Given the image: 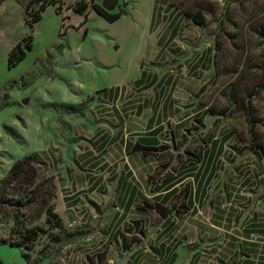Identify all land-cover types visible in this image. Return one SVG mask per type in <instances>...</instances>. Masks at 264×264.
Here are the masks:
<instances>
[{
  "label": "crops",
  "instance_id": "obj_1",
  "mask_svg": "<svg viewBox=\"0 0 264 264\" xmlns=\"http://www.w3.org/2000/svg\"><path fill=\"white\" fill-rule=\"evenodd\" d=\"M133 1L117 19L131 14V19L124 24V34L133 37L136 45L131 59L136 69L132 75L130 70L123 71L124 74L110 85L93 87L88 93L80 92L69 99L63 95L54 98L43 95V103L32 101L25 106L18 99H10L2 108L0 106V113L16 106L19 113L16 119L20 121L25 119L23 116L29 118V111L34 113L35 119L30 117L29 122L33 123L36 131L45 130L47 121H51L48 138H52V144L36 141L31 150L42 156L55 177L56 212L62 218L67 217L70 226L77 224L78 227L71 228L74 233H79L80 227L85 226L80 232L84 236L68 245L66 259L69 264H84L82 258L88 259V264H94L92 259L95 258L102 264L101 255L96 254L97 246L101 243L100 246H105L102 250H107L112 246L114 235L121 232L142 236L132 243H123L125 238H119L120 241L114 244L113 255L107 258L109 264H264V214L259 209L250 215L249 210L253 203L264 201V194L260 192L264 188V160H258L255 169L250 167L253 151L237 144L234 132L228 131L211 139L206 147L195 146L191 153L198 155V162L197 159L186 161L176 172L160 178L159 183L150 181L151 172L157 166L170 165L172 159L155 149L145 154L135 148L139 144L162 147L163 137L168 135L165 122L171 118L170 110L161 112L153 101H162V92L168 91L164 101L198 102V89L193 92L196 85L190 87L187 76L183 79L179 69L175 72L168 68L180 65L181 56L189 53V50H182L184 46L181 48L173 41L179 36L183 39V30L190 22H195L165 0H150V5L147 0H139L141 5L136 12L142 13V19L136 18L132 10L136 8L137 1ZM85 23L88 26L90 19ZM196 56L198 60L199 52ZM195 76L199 73L196 72ZM132 90H141L135 97L137 102L125 103ZM49 103L88 104L97 108L95 112L89 109L83 114H59L55 109L51 113L45 111L44 105ZM115 103V110L98 112ZM149 107H154L153 113L147 110ZM188 118L181 117L178 124ZM10 120L14 122L12 118ZM179 132L180 128L171 130V142L174 143L169 146L171 152L177 148L174 139ZM6 140L13 142L14 138L6 135ZM11 142L0 147L5 157L9 156L4 162L3 173H8L16 160L29 153V147H24L17 140L16 152H12L8 146ZM125 155H131L134 161H128ZM134 165L145 171L147 176L143 180L126 179L124 170H134ZM245 166L249 167L242 173ZM120 168L123 172H115L114 178L110 179L108 170L118 171ZM2 177L3 174L0 179ZM116 180V184L111 185ZM256 188L253 195L243 193L246 189ZM182 192L187 193L184 200L179 201L184 206L178 211L170 210ZM114 198L117 205L123 206L125 213L107 212ZM145 203L151 205L149 210L142 208ZM157 203L168 206L158 227L151 225L150 213L151 208L156 211ZM97 209H102V212H97ZM206 217L213 224L206 223ZM94 219L105 224L95 225ZM173 234L179 235L180 242L171 253L168 246ZM220 234L228 236L226 241L219 240ZM80 240L84 243H78ZM0 244H7L0 245V258L5 264L23 263L21 255L12 248L15 246ZM220 247L224 252L213 254V250Z\"/></svg>",
  "mask_w": 264,
  "mask_h": 264
},
{
  "label": "rangeland",
  "instance_id": "obj_2",
  "mask_svg": "<svg viewBox=\"0 0 264 264\" xmlns=\"http://www.w3.org/2000/svg\"><path fill=\"white\" fill-rule=\"evenodd\" d=\"M28 1L0 0L1 108L10 99H18L27 106L32 101L43 103V95L51 98L59 97V95L65 96V99L73 98L80 92L88 93L93 87L103 88L110 85L124 74L123 71L130 70V75L133 74L136 66L131 59L136 45L133 37L124 34V24L131 19V14L115 22H109L99 18L94 10L87 13L76 12L72 5L77 0H59L60 2L56 5H50L44 11L43 19L37 22L33 29H30L24 18L25 5ZM97 1L113 12H125L134 2L133 0ZM135 1H137L136 8L132 10V13L136 18L142 19V13L136 12L141 4H138L139 0ZM170 1L166 0L168 4ZM146 2H149L150 5L151 1L147 0ZM196 2V7H200L206 13L207 23L197 26L190 22L191 24H188L183 30L184 38L181 39V36L175 38L173 43L178 44L181 48L184 46L185 48L182 50L184 52L189 50V53L181 56L180 65L168 68L174 69L175 72L179 69L183 79L187 76L190 87L196 85L193 92L198 89V99L196 100L198 102L192 104L190 101H164L168 96V91L162 92V101H153L157 109L159 108L161 112L170 110L169 114L171 115L170 120L165 122L168 135L163 137V146L155 150L172 158L170 165L157 166L156 170L151 172L150 181L154 184L159 183L160 178L164 175L176 172L181 163L195 160L196 156L191 153L195 146L203 147L207 144V140L221 137L228 131L235 133L237 144L253 151L254 156L251 158L250 167L255 169L257 161L261 159L254 148L259 150V145L263 147L262 151H264V0H197ZM34 7L37 8V5ZM95 15H98V18ZM86 18L90 19L89 27L87 26L88 21L85 23ZM30 34L32 35V49L28 50L26 57L21 62L9 66L10 51L23 37L27 36L29 41L28 35ZM117 43H119L118 47ZM197 52H199L198 60ZM196 72L199 73V76H195ZM140 91H129L125 103H136L138 99L135 97L140 94ZM173 102H176V105L172 106ZM44 106L46 112L51 113L55 109L59 114L67 112L83 114L89 109L95 112L94 110L97 108L90 107L88 104L70 106L49 103ZM115 108L116 103L114 106L110 104L98 112L108 113ZM16 110V106H12L0 113V147L11 142L6 140V135H11L14 138L12 144L8 145L12 148V152H16V140L24 147H29L28 154L33 152L31 148L36 146V141L52 144V138H48L51 121H47L45 130L36 131L33 123L29 122L30 117L35 119L36 115L29 111V118L23 116L25 119L20 121L16 119L19 115ZM147 110L153 113L154 107H149ZM187 116H189L187 120L178 124L181 117ZM144 124L149 123L144 122ZM179 128L181 132L174 139L177 148L171 152L169 146L174 145L171 142V130H179ZM21 134L23 136H20ZM2 151L4 152V150ZM2 151L0 150V175L3 174L4 177L7 174L3 173L4 162L9 156L7 155L8 158H6ZM125 159L130 162L134 161L131 155H125ZM34 163L36 167H39L37 161ZM246 167L249 166L243 167L242 173ZM39 172L41 175L39 181L52 173L51 169ZM115 172L120 174L123 171L122 168L118 171L108 170L107 175L110 179L114 178ZM124 172H127V180L130 178L143 180L147 176L145 171L138 169L136 165H134V170L125 169ZM116 182L117 180L112 181L111 185ZM257 189H250V191L246 189L247 191L245 190L246 192L243 193L253 195ZM263 189L260 192L264 194ZM151 194L152 192H149V195ZM185 194L187 193L182 192L175 199V203L182 198L184 200ZM57 203L55 198V208L58 206ZM110 204L107 212L125 213L123 206L117 205L115 198ZM4 208L6 209L0 212V241L4 243L19 242L21 238L18 231L22 229V226L16 225L13 220L16 210L9 206ZM259 209H262V214H264L263 200L260 204L253 203L249 207L250 215L255 211H260ZM5 210L9 213H6ZM101 210L97 209V212H102ZM152 210L154 209L150 210L151 225L159 226L164 210L158 208V205H156V211ZM21 213H23L21 219L26 227L44 229L35 241L33 248L23 245L12 247L23 258L21 264H69L66 252L70 243L65 245L66 247L63 246L66 235L61 237L62 243H56L55 237L59 232L48 228L43 208L35 203L28 210L23 209ZM130 217L132 216L130 215ZM204 219L206 223L213 224L209 217ZM63 222L69 233H74L71 228L78 227L77 224L70 226L67 217L63 218ZM94 224L102 226L105 223L94 219ZM134 225L138 226V224ZM83 227L85 226L80 227L81 233ZM80 232L75 233L83 237L84 235ZM96 235L101 236L102 234ZM141 236L136 233L119 232L114 235L112 246L107 250H102L105 246H100L101 243H99L98 248L96 247L98 251L96 254L101 255L102 264H109L107 258L109 259L113 255L115 242L118 243L124 237L123 243H132L140 239ZM225 237L228 236L220 234L218 238L220 241H226ZM78 243H84V240H80ZM0 245L6 246L7 244ZM121 245L123 246V244ZM220 248L214 249L213 254L223 253V248ZM18 253H15L16 258L19 256ZM92 261L94 264H99L95 258ZM82 262L88 264V259L82 258Z\"/></svg>",
  "mask_w": 264,
  "mask_h": 264
},
{
  "label": "trees",
  "instance_id": "obj_3",
  "mask_svg": "<svg viewBox=\"0 0 264 264\" xmlns=\"http://www.w3.org/2000/svg\"><path fill=\"white\" fill-rule=\"evenodd\" d=\"M166 1V0H165ZM197 0H171L170 4L180 9L185 15L191 18L198 25H206L207 16L203 9L196 7ZM59 0H29L25 5L24 18L25 23L28 28L33 29L35 24L43 19V13L50 5H56ZM37 5V8L34 7ZM73 9L79 13H87L90 10H95L99 15L107 19L108 21H115L121 15V11L113 12L107 9L103 4L97 0H77L73 5ZM87 18L85 19V21ZM29 36V41L27 36L18 42L10 51L8 55L9 66H14L21 62L27 55L28 50L32 49V35ZM210 143L207 140L206 147ZM258 145V143H257ZM259 150L254 148L261 158L264 160V151L262 146H259ZM135 148L143 151V153L148 154L158 147L150 145H135ZM198 159V155L192 153ZM35 161L38 162L39 167L35 166ZM40 170L50 171V167L47 162L42 158V156L37 152H32L25 155L24 157L16 160L11 166L10 170L0 180V212H3L5 206H9L16 210L13 214V220L16 225H21L22 229L18 231L20 236L19 242H8L13 246H26L28 248H33L35 241L39 238L41 232L44 229L39 227H26L24 221L21 217L23 216L22 210H28L33 204L37 203L43 208L46 215L45 223L49 229H55L59 233L55 237L56 243H62L61 237L66 235V240L63 246L68 243H72L80 235L77 233H69L64 227L63 218L55 211L54 199L56 198V182L54 180V175H49L45 177L42 181H39ZM158 208H161L162 215H166L164 204L157 203ZM183 203H172L169 207L170 210H179L183 207ZM151 205L145 203L142 207L144 210H149ZM152 209V208H151ZM21 210V211H20ZM6 213H9L5 210ZM177 241L174 245H169L168 249L171 253H174L175 247L179 244ZM1 243V241H0ZM7 243V242H5ZM64 248V247H63ZM63 250V249H62ZM27 258H29L26 255Z\"/></svg>",
  "mask_w": 264,
  "mask_h": 264
},
{
  "label": "built area",
  "instance_id": "obj_4",
  "mask_svg": "<svg viewBox=\"0 0 264 264\" xmlns=\"http://www.w3.org/2000/svg\"><path fill=\"white\" fill-rule=\"evenodd\" d=\"M177 241H179V236H178V234H175L174 236H172V237L169 239V243H170V245H174Z\"/></svg>",
  "mask_w": 264,
  "mask_h": 264
},
{
  "label": "water",
  "instance_id": "obj_5",
  "mask_svg": "<svg viewBox=\"0 0 264 264\" xmlns=\"http://www.w3.org/2000/svg\"><path fill=\"white\" fill-rule=\"evenodd\" d=\"M0 264H5L1 258H0Z\"/></svg>",
  "mask_w": 264,
  "mask_h": 264
}]
</instances>
